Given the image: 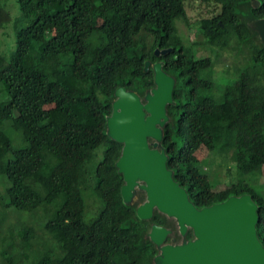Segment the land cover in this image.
<instances>
[{
  "label": "trees",
  "instance_id": "16d2710c",
  "mask_svg": "<svg viewBox=\"0 0 264 264\" xmlns=\"http://www.w3.org/2000/svg\"><path fill=\"white\" fill-rule=\"evenodd\" d=\"M17 2L26 24L16 29L11 53L0 51V261L154 264L152 224L173 230L168 242L182 240L177 222L158 210L151 220L137 215L144 191L133 204L124 202L116 166L123 144L107 133L119 86L142 97L155 86L148 60L163 62L176 79L162 140L175 179L199 208L251 194L264 244V194L245 176L264 167V41L254 28L264 0ZM188 2L213 5L212 14L193 24ZM177 19L203 41L180 34ZM10 21L0 5V30ZM202 44L214 53L236 47L245 54L233 79H215V60L200 53ZM200 146L236 166L240 177L215 189L199 166ZM8 214L17 226L4 227Z\"/></svg>",
  "mask_w": 264,
  "mask_h": 264
},
{
  "label": "water",
  "instance_id": "95a60500",
  "mask_svg": "<svg viewBox=\"0 0 264 264\" xmlns=\"http://www.w3.org/2000/svg\"><path fill=\"white\" fill-rule=\"evenodd\" d=\"M254 28L264 41V17L255 21ZM170 50L156 49V54ZM150 67L155 86L144 97L125 86L115 90L107 133L123 144L116 166L125 181L121 188L124 202L133 204L137 192L144 191L146 200L138 205L137 215L151 220L158 210L176 220L182 235L180 242H168L173 230L152 224L148 236L159 250L154 264H264V244L257 230L259 205L253 196L232 195L199 208L168 167L162 140L176 79L161 61H146L145 70ZM189 230L191 239L187 238Z\"/></svg>",
  "mask_w": 264,
  "mask_h": 264
},
{
  "label": "rangeland",
  "instance_id": "374dc122",
  "mask_svg": "<svg viewBox=\"0 0 264 264\" xmlns=\"http://www.w3.org/2000/svg\"><path fill=\"white\" fill-rule=\"evenodd\" d=\"M0 5L5 6L11 15V21L9 24L0 30V35L4 39L2 46L0 45V51L5 55H9L11 51L15 48V35L16 29L20 28L25 22L19 20L20 18V10L18 6L17 0H0ZM214 6L210 5H201L198 2H188L187 4V11L188 16L193 23L195 20H199L202 17H205L209 14H212ZM178 30L179 33L185 36L186 38H190V40H200L203 41L202 35H195L194 31H190L189 26L184 20L177 19ZM194 24V23H193ZM206 47V48H205ZM200 53H209L213 56L215 60V68L212 70V75L215 77L216 80L219 82H229L228 79L234 78V69L235 67L239 66L243 60L245 54L240 52V50L236 47L228 49L227 51H220V53L212 52L206 45L200 46ZM196 156L199 159V166L204 173L210 175L212 182L216 185L215 189L222 190L228 186V184L234 180H237L240 175L237 171L236 173V166L235 168L226 161H222V158H217V156L208 150L205 146H200V148L196 152ZM235 170L233 174H230L229 168ZM247 180L251 182V184L261 193L264 194V167L261 172H250L249 174L245 175ZM0 184H2L0 182ZM3 189V186H0V191ZM139 191L135 197V201L138 200ZM96 204L94 203L93 199H89V211L88 215L92 216V211L94 212L96 209ZM2 205L0 204V209ZM23 217H29L28 213H22ZM175 220L173 218H170ZM176 221V220H175ZM4 227H15L17 226V217L13 214H8L6 220L3 223ZM178 226V224H177ZM0 249H3L2 243L0 242ZM18 254V255H17ZM15 259H19L22 256V253H17ZM0 264H9L6 261H0Z\"/></svg>",
  "mask_w": 264,
  "mask_h": 264
}]
</instances>
